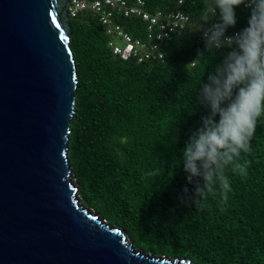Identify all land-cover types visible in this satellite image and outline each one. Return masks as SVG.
Returning <instances> with one entry per match:
<instances>
[{
  "label": "trees",
  "instance_id": "obj_1",
  "mask_svg": "<svg viewBox=\"0 0 264 264\" xmlns=\"http://www.w3.org/2000/svg\"><path fill=\"white\" fill-rule=\"evenodd\" d=\"M145 2L152 13L181 9L190 17L187 28L164 43V62L117 58L92 12L71 19L78 86L69 159L82 203L126 231L136 249L156 256L264 264V121L243 154L246 172L226 173L231 191H206L196 204V181L189 183L177 165L204 114L192 97L215 53H201L195 31L201 0ZM237 13L230 31L246 25L247 8ZM121 22L143 37L140 20Z\"/></svg>",
  "mask_w": 264,
  "mask_h": 264
},
{
  "label": "water",
  "instance_id": "obj_2",
  "mask_svg": "<svg viewBox=\"0 0 264 264\" xmlns=\"http://www.w3.org/2000/svg\"><path fill=\"white\" fill-rule=\"evenodd\" d=\"M71 0H0V264H195L136 249L79 204Z\"/></svg>",
  "mask_w": 264,
  "mask_h": 264
},
{
  "label": "clouds",
  "instance_id": "obj_3",
  "mask_svg": "<svg viewBox=\"0 0 264 264\" xmlns=\"http://www.w3.org/2000/svg\"><path fill=\"white\" fill-rule=\"evenodd\" d=\"M241 6L248 10L246 25L230 31ZM197 25L201 53L216 58L192 97L204 114L177 165L189 183L196 181V204L206 191H231L226 173L246 172L243 154L250 153L258 122L264 121V0H201Z\"/></svg>",
  "mask_w": 264,
  "mask_h": 264
},
{
  "label": "built area",
  "instance_id": "obj_4",
  "mask_svg": "<svg viewBox=\"0 0 264 264\" xmlns=\"http://www.w3.org/2000/svg\"><path fill=\"white\" fill-rule=\"evenodd\" d=\"M179 3L182 5L183 0ZM146 8L145 0H71L68 14L70 19H75L86 11L92 12L104 26L110 38L108 47L115 57L134 59L138 63L164 62V43L173 35L181 34L189 25L190 17L181 9L152 13ZM126 18L143 23V37H134L126 30L121 22Z\"/></svg>",
  "mask_w": 264,
  "mask_h": 264
},
{
  "label": "rangeland",
  "instance_id": "obj_5",
  "mask_svg": "<svg viewBox=\"0 0 264 264\" xmlns=\"http://www.w3.org/2000/svg\"><path fill=\"white\" fill-rule=\"evenodd\" d=\"M117 44H118V45H122L120 42H118ZM78 201H79V204H80V205L83 204V203H82V199H81L80 196H78Z\"/></svg>",
  "mask_w": 264,
  "mask_h": 264
}]
</instances>
